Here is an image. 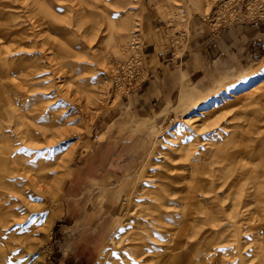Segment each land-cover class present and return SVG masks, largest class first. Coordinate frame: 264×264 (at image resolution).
Wrapping results in <instances>:
<instances>
[{"label":"rangeland","instance_id":"374dc122","mask_svg":"<svg viewBox=\"0 0 264 264\" xmlns=\"http://www.w3.org/2000/svg\"><path fill=\"white\" fill-rule=\"evenodd\" d=\"M221 2L0 0V167L29 163L33 171L6 177L25 184L48 165L42 171L61 186L56 199L32 192L42 209L22 223L10 218L4 237L43 229L38 264H100L110 250L103 264H122L121 242L161 213L179 234L176 264H264V52L204 58L179 74L166 101L141 99L143 84L116 90L109 78L133 38L142 50L145 22L155 26L146 41L172 43L177 54L194 22L214 44L229 29L261 23L222 16ZM0 189V199L15 196ZM14 207L21 217L25 208Z\"/></svg>","mask_w":264,"mask_h":264},{"label":"bare ground","instance_id":"6f19581e","mask_svg":"<svg viewBox=\"0 0 264 264\" xmlns=\"http://www.w3.org/2000/svg\"><path fill=\"white\" fill-rule=\"evenodd\" d=\"M8 45V44H7ZM51 45V44H50ZM1 52L2 49L0 48V56H1ZM111 70V69H110ZM13 73V72H12ZM24 73V72H23ZM33 74V73H32ZM31 90V89H30ZM7 98V97H6ZM4 100V99H2ZM6 102V101H4ZM8 104V102H7ZM38 108V107H37ZM3 111V110H2ZM36 111V110H35ZM2 114V112H0ZM4 113V112H3ZM4 115V114H3ZM3 115H1L3 117ZM0 116V117H1ZM250 119V118H249ZM256 121V120H255ZM257 122V121H256ZM248 124V123H247ZM252 125V124H251ZM256 126H253V128ZM249 128H250V123H249ZM247 128V129H249ZM253 130V129H252ZM257 131V129H256ZM249 133L250 132H246ZM245 134V133H244ZM247 135V134H246ZM242 136V134L240 135ZM241 138V137H240ZM245 138L247 139L248 137L245 136ZM250 138V136H249ZM237 139V138H236ZM234 140V139H233ZM241 140V139H240ZM244 140V139H243ZM232 141V139L230 140ZM234 142V141H233ZM238 142V141H237ZM232 143V142H231ZM241 143V142H240ZM239 144V143H237ZM236 144V145H237ZM233 145V143H232ZM242 144H240L241 146ZM14 148V147H12ZM242 146L240 147V149L242 150ZM8 151L11 153V150L8 149ZM252 154V153H251ZM262 155V154H261ZM250 157V155H249ZM254 157V156H253ZM42 158V157H41ZM6 159V158H5ZM38 159V158H37ZM36 159V160H37ZM250 159V158H249ZM255 159V158H253ZM256 160V159H255ZM1 161V160H0ZM14 161H16L14 159ZM8 162H10V160H6L3 161V163H5V166L3 165V167H0V187L1 188H6V189H11L13 190V195H15L12 198H7L4 197L3 199H0V207L2 209H0V223L3 228L7 227L10 225L9 223V219L10 218H15L16 220L12 221L13 223H22L26 218L27 215L30 214L33 210H39L41 208V205L38 206H33L31 203L32 201V192H36V193H41L42 195H48L51 196L53 199H56V196L59 192V190L61 189L59 180L57 181H51V178L49 175H47L46 173H44V171H42L43 169H45L47 166H40L39 168L41 169L40 172L42 173H36L35 174V178L33 179H27V183L23 184L21 182H16V183H11L8 182L6 177L11 176L18 172H22L24 171L25 173H29L31 171H33L34 169L31 168V165L29 163H25V162H21L20 164H16L12 161L10 162L11 167H9ZM44 163V162H43ZM255 163V162H254ZM194 164V163H193ZM258 164V163H257ZM192 165V164H191ZM65 162H63L61 165L57 166L58 168H64ZM199 166V165H198ZM196 166V167H198ZM204 166V165H201ZM246 167V166H244ZM2 168V169H1ZM56 168V167H55ZM200 168V167H199ZM205 168V167H204ZM249 168V167H248ZM258 168V167H257ZM202 169V168H201ZM206 169V168H205ZM245 169V168H244ZM54 170V168H53ZM188 170V169H187ZM204 170V169H203ZM202 170V171H203ZM252 170V168L250 169ZM47 171V169H46ZM56 171V170H55ZM204 172V171H203ZM213 172V171H212ZM60 174V171L58 172ZM57 173V174H58ZM166 173V172H165ZM188 173V172H186ZM212 173H210L211 176ZM238 174V173H237ZM31 175V174H30ZM33 175V174H32ZM187 175V174H186ZM27 176V175H26ZM242 176V175H240ZM246 176V175H244ZM212 177V176H211ZM244 178V177H243ZM247 178V176H246ZM250 178V177H249ZM167 179V178H165ZM245 179V178H244ZM230 182V181H229ZM167 183V182H166ZM200 184V182L196 181L195 185ZM219 183V181H218ZM228 183V181H227ZM22 185H26L28 186V188H23ZM255 185V184H254ZM253 185V186H254ZM193 186V185H192ZM199 186V185H198ZM31 187V188H30ZM213 187V186H212ZM220 189V187H218ZM29 189V190H27ZM194 190L196 191V187H190V190ZM218 189V190H219ZM1 190V189H0ZM189 190V194H191L190 197H186V200L188 201V203H192L194 202L193 200V195ZM191 190V191H192ZM249 190V189H248ZM216 191V190H215ZM31 195V196H30ZM34 195V194H33ZM197 195V194H196ZM157 196H160L157 193ZM155 196V197H157ZM226 196V195H225ZM1 197V196H0ZM199 197V196H198ZM236 197H238L236 195ZM256 197V196H255ZM254 197V198H255ZM14 198V199H13ZM162 198V197H161ZM164 198V197H163ZM162 198V199H163ZM155 199V198H154ZM157 199H160L157 197ZM239 199V197L237 198ZM257 199V198H256ZM255 199V200H256ZM198 200V198H197ZM240 200V199H239ZM38 201V200H37ZM36 201V202H37ZM50 201V200H49ZM150 201V200H149ZM238 200H236L237 202ZM155 202V201H153ZM161 202H165V199H163V201ZM199 202V201H198ZM234 202V201H233ZM232 202V203H233ZM235 202V203H236ZM246 202V201H245ZM42 203V202H41ZM201 203V202H200ZM228 202H226L227 204ZM244 203V202H243ZM16 204H22L23 208H25V211L21 214L22 216L19 217V213L16 210V208L13 206H15ZM37 204V203H36ZM145 204V203H144ZM157 204V203H156ZM155 204V205H156ZM229 204V203H228ZM247 204V203H246ZM257 204V203H256ZM45 205V204H43ZM202 205V204H201ZM263 205V204H262ZM46 206V205H45ZM140 209L145 207L142 204H138L137 205ZM189 206V205H188ZM221 206V205H220ZM253 206V205H252ZM160 207V206H159ZM187 207V206H186ZM190 207V206H189ZM206 207V206H205ZM138 208V209H139ZM42 209V208H41ZM137 209V210H138ZM139 209V210H140ZM153 209V208H152ZM185 209V208H184ZM144 210V209H143ZM146 210V209H145ZM204 210V209H203ZM207 210V209H205ZM40 211V210H39ZM135 211V210H134ZM151 211V210H150ZM154 211V210H153ZM160 211V210H159ZM197 211V210H196ZM199 211V210H198ZM187 212V211H186ZM190 212V211H189ZM184 213V212H183ZM263 213V212H262ZM206 214V213H205ZM32 215V214H30ZM177 215V214H176ZM204 215V214H203ZM150 218H147V224H144L140 227V231L133 234L130 233V236H128L127 238H125L122 242H121V247L118 249L121 250L117 255L118 257H121L122 260V264H128L129 258L131 257L132 259L138 260L139 262L140 259L142 260L141 263L145 264V263H149V264H158L159 259L161 258V254L160 250L162 248H165L166 250V255H165V264H176L177 261V256L176 253L179 249V247H181V244L178 242V238H179V234H177L176 236V232L175 229L172 228L171 225V221H169L166 218V214L163 215L161 213L158 214H149ZM198 216V215H197ZM207 216V215H206ZM19 217V218H16ZM141 217V216H140ZM209 217V216H208ZM228 217V216H227ZM144 218V217H142ZM229 218V217H228ZM227 218V219H228ZM28 219V218H27ZM26 219V220H27ZM146 219V218H145ZM207 219V218H205ZM222 219V218H221ZM8 220V221H7ZM52 219H50L51 221ZM174 220V219H173ZM52 224V221L50 222ZM12 224V223H11ZM48 224V223H47ZM189 227V226H188ZM46 228V227H45ZM2 229V228H1ZM47 229V228H46ZM179 229V228H178ZM43 229H39L37 227H32V229H29V231H27L24 236L19 237L18 239L16 238L15 235L10 234V236L8 238L4 237L3 235H9L8 231L6 230H2V232L0 233V237L2 238V244L0 246V264H38L36 262V260L34 259L36 257V254L34 253L35 249L37 248V244L40 242L41 240V232ZM121 228L118 227L116 230V234L114 235V237L111 239V243L112 245H114L113 249L118 247L117 243L115 242L116 240V236L117 234L120 232ZM1 231V230H0ZM44 231V230H43ZM233 231V230H232ZM47 232V231H46ZM232 233V232H230ZM182 234H184V232L182 231ZM233 234V233H232ZM234 235V234H233ZM49 237V236H48ZM152 237H155V241L158 244H154L153 243H149L148 240L150 241V239H152ZM182 238V237H181ZM180 238V239H181ZM151 242V241H150ZM162 242L165 243V246L163 247V245L161 244ZM125 243V244H124ZM124 244V245H122ZM151 248H153V250H151ZM152 252V255H146V253L148 252ZM111 254V250L104 255L103 259L99 260L101 261L100 264H103L104 261L107 259V257H109V255ZM198 254V253H197ZM146 255V256H145ZM22 258H18L21 257ZM203 256V255H202ZM201 260V259H200ZM202 261V260H201ZM161 264V263H160Z\"/></svg>","mask_w":264,"mask_h":264},{"label":"crops","instance_id":"0c3cea01","mask_svg":"<svg viewBox=\"0 0 264 264\" xmlns=\"http://www.w3.org/2000/svg\"><path fill=\"white\" fill-rule=\"evenodd\" d=\"M144 26L145 31L155 29L153 21L145 22ZM189 28L193 31V36L191 32L189 34L192 37L191 43L180 45V54H177L172 43L156 40L155 37H149L146 41L148 33L143 31L141 40L144 42L142 56L146 79L142 86L141 99L151 103L170 99L178 91L179 74H189L191 66L196 67V63L204 58L216 55L221 57L225 51L233 53L246 51L248 48L254 56L264 52V22L229 29L216 44L208 37L207 28L201 23L194 22L192 26L189 24Z\"/></svg>","mask_w":264,"mask_h":264},{"label":"built area","instance_id":"2783aa9c","mask_svg":"<svg viewBox=\"0 0 264 264\" xmlns=\"http://www.w3.org/2000/svg\"><path fill=\"white\" fill-rule=\"evenodd\" d=\"M219 14L229 13L236 22H264V0H221ZM224 10H226L224 12ZM130 55L126 62L118 63L110 77L116 90L125 93L135 92L145 80V68L141 58L139 42L133 38L130 43ZM144 78V79H143Z\"/></svg>","mask_w":264,"mask_h":264}]
</instances>
